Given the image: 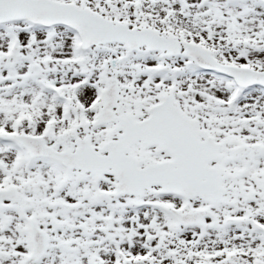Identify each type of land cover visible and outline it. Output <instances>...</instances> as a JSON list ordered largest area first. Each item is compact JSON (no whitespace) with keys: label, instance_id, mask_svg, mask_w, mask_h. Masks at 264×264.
Returning <instances> with one entry per match:
<instances>
[{"label":"snow or ice","instance_id":"1","mask_svg":"<svg viewBox=\"0 0 264 264\" xmlns=\"http://www.w3.org/2000/svg\"><path fill=\"white\" fill-rule=\"evenodd\" d=\"M0 264H264V0H0Z\"/></svg>","mask_w":264,"mask_h":264}]
</instances>
